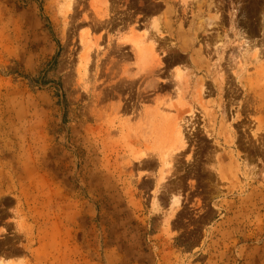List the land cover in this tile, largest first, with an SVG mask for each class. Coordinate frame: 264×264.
I'll return each mask as SVG.
<instances>
[{
    "label": "rangeland",
    "instance_id": "1",
    "mask_svg": "<svg viewBox=\"0 0 264 264\" xmlns=\"http://www.w3.org/2000/svg\"><path fill=\"white\" fill-rule=\"evenodd\" d=\"M0 264H264V0H0Z\"/></svg>",
    "mask_w": 264,
    "mask_h": 264
}]
</instances>
